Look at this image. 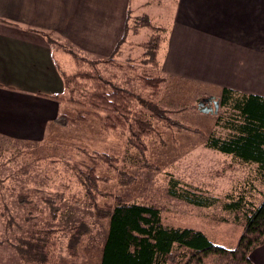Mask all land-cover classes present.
<instances>
[{"label":"trees","instance_id":"1","mask_svg":"<svg viewBox=\"0 0 264 264\" xmlns=\"http://www.w3.org/2000/svg\"><path fill=\"white\" fill-rule=\"evenodd\" d=\"M142 28L148 30V36L134 43L139 55L129 53L120 62L115 53L123 47L128 34L137 36ZM165 39L164 25L148 14L132 15L128 9L123 35L108 57L91 59L58 42L71 56L72 67L68 70L59 67L63 91L51 98L68 104L69 112H58L53 123L66 127L93 120L105 139L100 149L77 146L81 158L61 162L82 188L83 198L93 208V216L106 222L99 264H254L249 253L264 243V195L260 202L255 203L252 195H247L245 188L241 187L222 199L169 176L167 192L173 197L196 207L214 206L222 201L221 207L233 213L234 220L243 218L235 244L228 247L216 243L200 228L173 220L164 204L151 197L131 200L100 188L99 183L110 182L113 174L120 177L121 183L133 177L123 169L126 159L131 155L144 159L148 151L147 141L162 144L165 132L173 129L196 133L204 138L206 147L253 165L255 174L264 182V97L223 88L220 105L230 112L218 118L216 125L224 130V134H206L174 119L170 112L175 110L159 103L166 76L158 55ZM130 43L129 47L132 46ZM105 68L112 70L105 72ZM121 77H132L136 87L125 85ZM111 137L121 140L110 141ZM33 161L38 163L37 159ZM106 168L109 174L101 176L100 170ZM56 169L49 166L45 170L42 178L46 183L59 178V168L57 173L49 175V170ZM23 197L30 200L32 193H24ZM64 197L62 191L54 200L56 202L48 198L47 212H39L36 218L32 214L35 212L34 204L24 208V214L31 218L32 225L24 232L21 250H15L22 264H58L57 237L65 228L47 227L42 221L57 218ZM25 201L20 200L21 203ZM70 201L78 204L81 198L71 197ZM213 220L209 222L212 224ZM22 222L23 219L20 224ZM87 232L88 227L81 223L70 229L66 250L72 264H80L83 254L77 247Z\"/></svg>","mask_w":264,"mask_h":264},{"label":"crops","instance_id":"2","mask_svg":"<svg viewBox=\"0 0 264 264\" xmlns=\"http://www.w3.org/2000/svg\"><path fill=\"white\" fill-rule=\"evenodd\" d=\"M128 9L166 27L165 86L219 104L223 88L264 97V0H0V136L42 142L62 104L51 98L63 91L59 67L71 66L58 42L108 57ZM249 258L264 264V243Z\"/></svg>","mask_w":264,"mask_h":264},{"label":"rangeland","instance_id":"3","mask_svg":"<svg viewBox=\"0 0 264 264\" xmlns=\"http://www.w3.org/2000/svg\"><path fill=\"white\" fill-rule=\"evenodd\" d=\"M132 15L136 16L137 13ZM147 36L146 28H142L137 36L128 34L126 42L129 40L132 46L124 45L122 52L119 49L115 53L117 59L123 62L129 53L138 56L139 50L134 43L145 40ZM61 41L64 46L75 50L65 41ZM69 62L72 66L70 60ZM71 66L64 63L67 70ZM111 70L104 69L105 72ZM121 82L129 87H136L132 77H121ZM189 89L191 86L187 84L179 89L168 84L160 97V105L175 110L171 111L170 115L187 126L200 129L206 134L211 132L224 134V130L220 126L218 128L216 122L230 110L219 104L216 113L201 112L197 107L198 102L210 95L196 96L194 92L189 93ZM178 90L187 92L180 95ZM58 111L69 112V105L60 104ZM50 127L51 124L47 126L46 142L43 143L22 142L0 136V264H22L15 250L18 248L21 250V243L25 241L24 232L32 225L31 218L24 214V208L34 204L35 212L32 214L33 218H36L39 212H47L48 198L56 202L54 200L62 191L65 197L60 202L61 209L57 213V218H45L42 221L47 227L65 228L57 237L58 264H72L66 244L70 239L71 227L79 223L88 227V232L80 239L77 247L83 254L80 264H99L100 244L106 234V222L99 221L93 216V208L83 198L82 188L75 183L72 173L61 162L68 163L80 159L82 155L76 149L77 146L100 149L105 140L104 136L102 137L93 120L80 125L60 127L54 124L51 129ZM109 139L116 142L121 140L112 137ZM204 142V138L196 133L168 130L164 134L162 144L153 140L147 141L148 151L144 159L135 155L126 157L123 169L133 174V177L121 183L120 177L113 174L110 182L99 183L100 188L104 191L117 192L131 200L151 197L164 204L173 220L200 228L216 243L232 247L242 229L243 218L239 221L234 220V214L221 207L222 201L214 206L196 207L167 192L169 176H173L180 183L198 187L222 199L226 194L236 193L238 189L244 187L247 195H252L255 203L262 200L264 182L255 174L253 165L239 162L229 154L210 149ZM36 159L38 163L33 161ZM49 166L59 168V173L57 169L49 170V175L57 173L61 178L46 183L42 177ZM99 174L105 176L109 171L107 168L101 169ZM24 193H32V198H29L30 200L24 198ZM71 197L81 198L80 203L70 201ZM21 199L26 201L21 203ZM210 219H215L212 224L209 222Z\"/></svg>","mask_w":264,"mask_h":264},{"label":"water","instance_id":"4","mask_svg":"<svg viewBox=\"0 0 264 264\" xmlns=\"http://www.w3.org/2000/svg\"><path fill=\"white\" fill-rule=\"evenodd\" d=\"M219 106V99L214 96H208L200 100L197 104L198 109L204 113H216Z\"/></svg>","mask_w":264,"mask_h":264}]
</instances>
